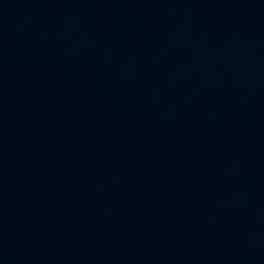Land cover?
<instances>
[{"label": "water", "instance_id": "1", "mask_svg": "<svg viewBox=\"0 0 264 264\" xmlns=\"http://www.w3.org/2000/svg\"><path fill=\"white\" fill-rule=\"evenodd\" d=\"M0 264H264V0H0Z\"/></svg>", "mask_w": 264, "mask_h": 264}]
</instances>
